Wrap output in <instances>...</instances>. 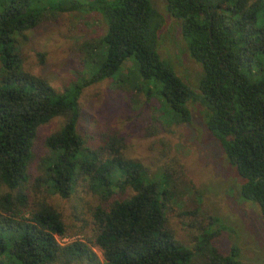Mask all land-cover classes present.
I'll list each match as a JSON object with an SVG mask.
<instances>
[{"label":"trees","instance_id":"trees-1","mask_svg":"<svg viewBox=\"0 0 264 264\" xmlns=\"http://www.w3.org/2000/svg\"><path fill=\"white\" fill-rule=\"evenodd\" d=\"M166 11L202 69L198 95L160 57L164 20L150 0H0V264H192L193 251L166 227L168 178L148 176L115 132L97 147L78 133L84 88L108 79L135 76L134 86L158 101L169 124L190 122L188 103L198 99L206 130L243 180L240 197L257 206L264 225V0H166ZM73 12L97 14L105 32L82 49L85 78L58 93L23 70L19 38L48 14ZM59 117L63 124L42 141L47 155L34 192L67 198L81 181L99 198L89 242L103 263L81 242L61 245V215L28 191L37 130ZM212 237L198 247L210 264H241L237 246L220 253Z\"/></svg>","mask_w":264,"mask_h":264},{"label":"rangeland","instance_id":"rangeland-1","mask_svg":"<svg viewBox=\"0 0 264 264\" xmlns=\"http://www.w3.org/2000/svg\"><path fill=\"white\" fill-rule=\"evenodd\" d=\"M150 2L164 20L158 40L160 57L198 95L202 69L188 55L179 22L167 13L166 0ZM104 32L103 21L94 13L48 14L35 29L19 38L22 68L47 81L56 92H63L85 78L82 49L99 40ZM130 69L127 63L120 75L125 77ZM133 77L108 79L84 88L79 99L78 133L89 147H97L99 140L115 132L125 140L126 156L141 163L148 176L168 178L171 196L165 201L166 227L193 251L192 264H210L206 251L198 250L202 237L209 232L214 234L210 244L220 253L226 254L235 245L241 264H264V225L259 210L240 197L243 180L206 130L199 100L188 103L190 122L169 124L160 117L158 101L148 100L134 86ZM63 122L59 117L38 128L28 168V191L32 199L44 200L61 215L66 228L65 236L57 238L61 245L81 242L103 263L101 251L89 242L93 237L91 213L100 204L99 198L81 181L67 198L49 195L42 189L34 192L41 159L47 155L42 141Z\"/></svg>","mask_w":264,"mask_h":264}]
</instances>
